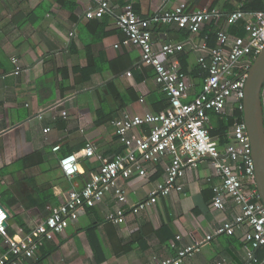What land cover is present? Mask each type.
<instances>
[{
    "label": "crops",
    "instance_id": "0c3cea01",
    "mask_svg": "<svg viewBox=\"0 0 264 264\" xmlns=\"http://www.w3.org/2000/svg\"><path fill=\"white\" fill-rule=\"evenodd\" d=\"M245 1L112 0L110 12L94 19L86 17L88 0H0V204L12 237L19 240L42 223L68 191L83 189L101 163L82 158L81 173L68 178L60 167L63 155L92 143L109 160L123 150L115 120L161 112L168 105L154 68L142 64L140 47L118 27L117 17L128 7H135L139 17H149L181 2L191 10L215 6L229 13ZM215 21L232 38L248 36L245 26L238 25L242 21ZM152 38L157 49L184 44L169 60L184 59L190 84L184 100L192 101L203 90L205 70L196 46L201 33L159 23L152 27ZM217 114L209 111V126L216 125ZM146 131V126L137 128L138 133ZM213 142L220 149L225 146L218 136ZM170 164L166 155L149 164L146 177L122 178L127 202L106 192L63 233L40 245L31 264H152L176 258L184 245L197 242L200 249L181 264H247L249 226L232 235L216 233L243 206L228 199L224 209L215 207L213 187L220 178L211 159L186 170L179 180L182 191L133 211L131 207L147 201L164 181ZM198 195L205 210L195 200ZM119 208L124 221H108L107 215ZM2 244L8 246L5 239ZM255 254L262 257L264 248Z\"/></svg>",
    "mask_w": 264,
    "mask_h": 264
},
{
    "label": "built area",
    "instance_id": "2783aa9c",
    "mask_svg": "<svg viewBox=\"0 0 264 264\" xmlns=\"http://www.w3.org/2000/svg\"><path fill=\"white\" fill-rule=\"evenodd\" d=\"M88 1V18H102L111 10L112 0ZM222 15L218 7L191 10L185 2H181L172 9H161L149 17H139L130 7L117 17L118 27L140 47L142 64L154 68L155 80L167 94L169 106L161 112L115 120L123 151L109 160H104L92 143L86 144L80 152L63 155L60 167L68 178L81 173L82 158L97 159L101 163L86 179L83 189L68 191L65 200L53 207L47 218L21 239L17 240L7 233V226H4L7 212L0 204V231L8 245V250L0 256V264H31L40 245L52 239L54 234L63 233L70 223L78 220L86 207L96 205L108 191H113L120 203L127 202V191L121 179L146 177L149 164L160 162L166 155L171 156V164L167 167L164 181L152 189L147 201L131 207L133 211L139 212L156 203L159 197L182 191L179 180L186 170L211 159L214 174L220 178L213 187L215 207L224 209L228 199L243 206L241 214L234 221L220 225L216 233L232 235L242 225H248L249 230L245 234L248 242L247 264H264V254L262 257L255 254V249L264 248V204L255 182L252 146L245 120H235L229 133L230 142L223 149L214 144L209 129V111L221 115L234 108L244 111L249 67L264 50V11L246 13L239 7L225 15L229 25L250 16L245 24L246 37L232 38L226 29L221 28L218 32L220 44L216 48H209L203 39L196 44L202 53L199 61L209 74L202 92L192 101L184 100L190 84L181 71L180 61L169 60V56L182 50L184 44L167 43L157 49L152 38L155 24L175 23L192 33H200L206 24ZM62 115L66 116V111ZM142 126H147L143 134L137 132V128ZM59 148V145L55 147L56 150ZM124 218L123 208L107 215V220L114 223H122ZM177 239L181 237L177 236ZM200 245V242L184 245L176 258L161 259L152 264H181L185 257L199 250Z\"/></svg>",
    "mask_w": 264,
    "mask_h": 264
},
{
    "label": "water",
    "instance_id": "95a60500",
    "mask_svg": "<svg viewBox=\"0 0 264 264\" xmlns=\"http://www.w3.org/2000/svg\"><path fill=\"white\" fill-rule=\"evenodd\" d=\"M245 86L244 120L249 133L252 157L255 165V182L264 204V114L262 87L264 82V50L250 64ZM197 204L205 210L206 204L201 195L196 197ZM7 226V221L4 222Z\"/></svg>",
    "mask_w": 264,
    "mask_h": 264
},
{
    "label": "trees",
    "instance_id": "16d2710c",
    "mask_svg": "<svg viewBox=\"0 0 264 264\" xmlns=\"http://www.w3.org/2000/svg\"><path fill=\"white\" fill-rule=\"evenodd\" d=\"M240 8L246 13L247 12L251 13V12H256V11H264V0H246L245 2H243L240 5ZM231 10H234V9H231ZM134 11L137 12L135 7H134ZM231 12H229V13H231ZM222 13H223V15L221 17H223V18H226L225 15L229 14L228 12H224V11H222ZM94 19H96V18H94ZM98 19H100V18H98ZM241 21H242V23H240L238 25L240 26L241 29H243V26H245L247 20L246 21L241 20ZM220 29H221V27L218 25V22L215 21V19H214L211 22H209L208 24H206L204 26V28L200 31L201 36H202L201 39H203L206 42V44L209 48H216L220 44V41L218 39V32L220 31ZM189 32H190V30H189ZM178 60L181 63V71L185 74V79L189 82L188 77H187L188 72H187L186 67H185L184 59L180 58ZM207 61H209V57L207 58ZM200 68H201V70H205V74H202V77H203L202 80H203V85H204V81H205L206 77L208 76L209 72H208V69L206 67H204L202 63H200ZM262 96L264 99V91L262 92ZM168 106H169V100H168V105L165 107V109ZM158 112H160V111H158ZM217 115H218V121H217L216 125H214V127L209 126L210 134L213 137L218 136V138L220 139V144L226 145L227 143L230 142L229 133H230V130H231L235 120L236 119H244V114L239 109L234 108L233 111L229 112L226 115H221V114H217ZM146 129H147V126H146ZM6 231L9 235H11V236L14 235V232H12L11 229L6 228ZM4 239H5V236L0 231V256L8 250V246L5 247L2 244Z\"/></svg>",
    "mask_w": 264,
    "mask_h": 264
}]
</instances>
